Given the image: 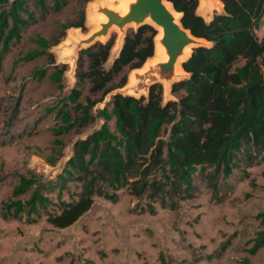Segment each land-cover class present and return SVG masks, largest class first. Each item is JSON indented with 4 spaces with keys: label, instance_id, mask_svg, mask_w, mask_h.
Wrapping results in <instances>:
<instances>
[{
    "label": "trees",
    "instance_id": "obj_1",
    "mask_svg": "<svg viewBox=\"0 0 264 264\" xmlns=\"http://www.w3.org/2000/svg\"><path fill=\"white\" fill-rule=\"evenodd\" d=\"M32 1L42 15L58 13L68 2ZM167 1L193 36L211 42L195 47L183 62L190 75L172 85L177 100L164 103L163 85L154 83L146 96L116 93L96 109L106 95L126 85L131 70L153 57L157 30L152 25L143 24L128 33L108 69L104 64L112 39L81 49L74 86L49 110L60 122L53 133L57 137L93 126L97 120L102 123L74 143L55 180L44 181L33 171L21 174L12 197L3 202V218L31 217L44 210L50 225L66 228L92 208L95 197L116 203L123 189L139 200L147 198V211L155 214L157 201L175 209L181 200L191 198L198 175L216 185L220 176H230L235 168L244 165L247 169L264 161V34L261 39L256 35L264 25V0H220L223 13H215L210 21L198 14L199 0ZM29 2L0 0V69L4 54L36 21ZM85 21L82 7L76 20L60 24L56 37H34L37 46L19 60L47 55L52 71L37 67L33 75L40 80L48 76L63 89L68 65L57 63L50 48L61 42L67 29L84 30ZM54 141L63 146L61 140ZM46 159L54 166L58 158L49 155ZM71 183L80 185L77 197L61 199ZM56 187L60 209L50 212L52 200L46 191ZM257 217L262 228L256 232L252 253L264 246V212Z\"/></svg>",
    "mask_w": 264,
    "mask_h": 264
},
{
    "label": "rangeland",
    "instance_id": "obj_2",
    "mask_svg": "<svg viewBox=\"0 0 264 264\" xmlns=\"http://www.w3.org/2000/svg\"><path fill=\"white\" fill-rule=\"evenodd\" d=\"M109 1L68 0L60 12L42 15L30 0L29 9L35 12L36 21L4 54L0 69V264H264V246L256 253L251 252L256 232L262 228L257 215L264 212V161L247 169L241 165L230 176H220L216 185L208 177L198 175L191 198L181 200L175 209L169 205L163 207L157 201L155 214L147 211V198L139 200L128 189H123L116 203L95 197L92 208L66 228L50 225L44 210L31 217L26 214L21 218L2 217L3 202L12 197L21 174L33 171L44 181L55 180L71 156L74 143L102 123L97 120L93 126L56 137L53 128L60 122L49 110L59 104L75 84L77 60L84 48L78 46L79 39L95 30L88 21L89 14L99 16L98 6ZM111 3L120 11V0ZM82 7L86 13L85 29H67L61 42L50 48L57 63L68 65L64 87L60 89L48 76L40 80L33 75L37 67L52 71L47 55L31 61L19 59L37 46L34 37H56L60 24L76 20ZM197 12L210 21L215 13H223V4L220 0H199ZM137 28L134 24L126 25L121 32L113 26L107 36L99 40H113L110 56L104 64L106 69L119 55L125 36ZM263 34L264 25L256 31L259 39ZM198 45L210 46L211 42L200 40L190 53ZM182 64V71L175 76L172 85L190 75ZM138 74L137 69L131 70L126 85L106 95L96 109L109 102L115 92L146 96L147 91L133 93L128 89L132 77ZM159 83L163 85L164 103L177 100L172 85ZM163 137L166 138L167 133ZM55 139L61 140L63 146ZM49 155L58 158L56 165L47 161ZM79 191L80 185L71 183L61 199L76 198ZM46 194L52 200L48 211H59V188L47 190ZM29 195L30 191L22 198ZM142 207L146 211L143 212Z\"/></svg>",
    "mask_w": 264,
    "mask_h": 264
},
{
    "label": "water",
    "instance_id": "obj_3",
    "mask_svg": "<svg viewBox=\"0 0 264 264\" xmlns=\"http://www.w3.org/2000/svg\"><path fill=\"white\" fill-rule=\"evenodd\" d=\"M166 3L170 2L167 0H132L128 4V9L125 13L110 7L108 4L98 6L97 13L105 15L107 20L104 22L101 21L99 23V28L79 39L78 46L87 48L93 45L102 37L107 36L110 28L113 26L123 32L126 25L134 24L139 27L143 24H150L157 30V36L160 34L158 42L164 47L168 58L165 61L149 65L144 73H139L132 88H136H133L137 91L136 93H141L143 91L148 92L150 86L154 83L161 82V79L171 80L167 86L170 87L176 76L174 67L178 57L184 54V48L188 44L197 45L202 38L193 36L191 32L183 26L181 23V14L179 22H177L174 19L172 11L166 6ZM171 6L174 12H177L172 4ZM191 54L192 52L183 62L186 61ZM116 93L123 94L122 92H115V94Z\"/></svg>",
    "mask_w": 264,
    "mask_h": 264
},
{
    "label": "bare ground",
    "instance_id": "obj_4",
    "mask_svg": "<svg viewBox=\"0 0 264 264\" xmlns=\"http://www.w3.org/2000/svg\"><path fill=\"white\" fill-rule=\"evenodd\" d=\"M112 1V0H111ZM111 1H109L108 5L112 8H114L112 6V3ZM132 0H120V2L122 3L121 7H120V12L122 13H125L128 9V4L131 2ZM166 6L172 11V13L174 14V19L179 22V18H180V13L178 12H174V10L172 9V6L170 3H166ZM92 14V13H91ZM89 14V18H88V21L90 24H92L91 26H94L95 29L99 28V23L101 21H106L107 18L105 15L103 14H100L99 16H95V15H91ZM150 22V21H149ZM94 30V29H93ZM92 32V31H91ZM160 37V34L156 37V42H155V54H154V57L152 58H149L147 60V62L141 67V68H138V72L139 73H144L149 65L151 64H154V63H157V62H160V61H165L167 60L168 56L166 54V51L164 49V47L158 42V39ZM193 44H188L185 48H184V54L180 55L176 61V64H175V75H177L179 72L182 71V68H181V63L183 62V60L185 58H187L190 54V51H191V48H192ZM117 50V49H116ZM63 60V58H62ZM154 77V75H153ZM171 80L169 79H161V82L165 85V86H168L169 83H170ZM136 82V78L132 77L131 81H130V84L128 85V89L133 92V93H136L137 91L134 90L136 88H132V86L135 84Z\"/></svg>",
    "mask_w": 264,
    "mask_h": 264
}]
</instances>
